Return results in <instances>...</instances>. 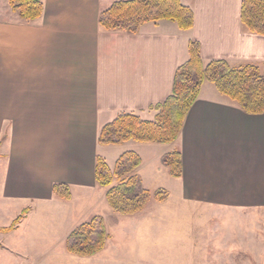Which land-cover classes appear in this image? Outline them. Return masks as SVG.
<instances>
[{"label": "crops", "instance_id": "crops-1", "mask_svg": "<svg viewBox=\"0 0 264 264\" xmlns=\"http://www.w3.org/2000/svg\"><path fill=\"white\" fill-rule=\"evenodd\" d=\"M117 1L124 0H43L44 13L34 21L12 8L16 17L0 20V191L7 198L70 202L74 188L100 187L101 128L120 112L153 119L151 107L172 94L191 41L199 42L205 62L264 70V35L242 23L243 0H181L194 12L192 28L164 19L145 23L138 33L100 25L101 11ZM128 143L126 151L142 158L137 172L145 187L170 191L165 203L118 214L124 226L134 220V233L151 245V259L264 264V113L245 112L205 82L175 141ZM175 150L182 153L180 177L162 164ZM145 163L153 165L149 182ZM155 179L160 183L152 186ZM57 182L71 186L70 200L54 195ZM206 208L233 217L213 223ZM169 227L193 229L195 236L179 246L167 238L176 245L159 246Z\"/></svg>", "mask_w": 264, "mask_h": 264}, {"label": "trees", "instance_id": "trees-1", "mask_svg": "<svg viewBox=\"0 0 264 264\" xmlns=\"http://www.w3.org/2000/svg\"><path fill=\"white\" fill-rule=\"evenodd\" d=\"M8 1L13 12L27 22L42 17L44 13L43 0ZM164 19L174 21L186 30L194 25V12L181 0H124L102 10L99 21L106 30L138 33L145 23ZM241 20L250 32L264 35V0H243ZM189 50V60L177 69L172 94L164 102L151 107L156 111L155 117L144 119L135 112H120L101 128L98 136L100 145H121L129 140L151 143L175 141L205 82L214 83L223 95L245 112L264 113L263 69L252 63L234 66L221 59L205 62L198 41H191ZM141 162L140 154L131 150L120 155L114 168L103 157L97 156L96 182L100 187L109 188L107 201L120 215L138 214L146 210L150 202L165 203L170 198V191L165 188L150 190L145 187L142 176L137 172ZM162 164L172 176H182L180 150L166 153ZM53 193L60 199L72 198L71 186L63 182L54 183ZM28 211L25 209L10 225L0 227V233L15 230ZM111 238L105 219L97 215L70 232L66 249L79 257H91L104 250Z\"/></svg>", "mask_w": 264, "mask_h": 264}, {"label": "rangeland", "instance_id": "rangeland-1", "mask_svg": "<svg viewBox=\"0 0 264 264\" xmlns=\"http://www.w3.org/2000/svg\"><path fill=\"white\" fill-rule=\"evenodd\" d=\"M15 15L17 14L12 12L9 1L0 0V20L14 19ZM131 145L129 143L106 145L100 149L99 155L110 167L114 168L120 155L127 149H131ZM165 147L168 148V146ZM152 167L150 163H145L142 167V172L148 182ZM2 182L3 179L0 178V188ZM159 183L160 181L155 179L152 186ZM108 189L107 187L74 188L70 202L54 200L49 202L27 198L11 199L0 191V227L10 225L25 209L29 210L15 230L0 233V264H178L179 261L175 259L167 260L159 255L156 259L149 257L148 249L151 245L148 240L141 236V232L134 233V220L125 221V226L121 223L122 219L119 220L121 216L112 210L107 201ZM150 204H155V202L152 201ZM205 210H207L203 213L205 218H210L213 223L233 217V215L226 216L214 212L219 211V208H206ZM251 214L250 212L245 213L247 216ZM97 215L105 219L107 229L112 235L106 248L100 254L91 257L70 254L62 237L69 230L72 231L81 223ZM190 220L197 219L190 218ZM136 223L138 224L137 221ZM176 231H179V234ZM195 232L193 229L186 231L169 227L159 237V246L176 245L175 243L168 245L169 243L165 242L167 238L171 239V242H178V246L181 242H190Z\"/></svg>", "mask_w": 264, "mask_h": 264}]
</instances>
